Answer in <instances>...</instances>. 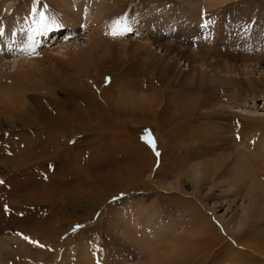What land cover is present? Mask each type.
Segmentation results:
<instances>
[{
  "label": "rangeland",
  "instance_id": "1",
  "mask_svg": "<svg viewBox=\"0 0 264 264\" xmlns=\"http://www.w3.org/2000/svg\"><path fill=\"white\" fill-rule=\"evenodd\" d=\"M49 1L0 0L2 32L29 6L50 33L0 75L59 52L0 104V264H264V0Z\"/></svg>",
  "mask_w": 264,
  "mask_h": 264
},
{
  "label": "bare ground",
  "instance_id": "2",
  "mask_svg": "<svg viewBox=\"0 0 264 264\" xmlns=\"http://www.w3.org/2000/svg\"><path fill=\"white\" fill-rule=\"evenodd\" d=\"M67 3H66V2ZM88 1V0H87ZM49 2H51L52 4L55 2V3H60V2H62L63 4L61 5L60 4V6H59V4L57 3L56 5L57 6H59V7H61L63 10H65V12H68L69 11V3H68V0H50ZM210 4L211 5H213L214 4V2H213V0H211L210 1ZM82 5H88L85 1H84V4L82 3V4H78V6H77V8L79 9ZM90 5H88V7H89ZM26 7V6H25ZM89 9V8H88ZM92 9V8H91ZM104 9V8H103ZM84 10V9H83ZM82 10V11H83ZM33 11V9H30L29 8V6H28V10L26 9L25 11L24 10H20V12L18 13V15H17V17L15 18L16 20H15V22H13V23H11V24H8V27H6V28H4V31L2 32V30H0V47H2V45H3V40H6V38H7V40H10L12 37H14V35H15V33H16V30H19V29H23V31L21 32L22 33V37L21 36H19L18 38L19 39H21V46H22V48H26L27 49V51H29L30 52V54L29 55H34L35 54V56H36V54H37V52L39 51V50H37V46L34 44V38L35 37H33V35L35 34V33H37L38 31H40V32H42V33H44V34H46L47 33V36L50 34L49 33V31H47V32H45L46 31V28L45 27H40V28H38V29H35L34 28V26L31 24L32 23V18L30 19L29 17H34L33 19L35 20V19H38V20H40V21H47L48 19H43V16H41V15H38L37 13H33L32 12ZM78 11H80V10H78ZM94 12V11H93ZM99 12H101L100 10H99ZM29 13V15H28V19H30V20H28L30 23H28V21L26 22L25 21V18H24V16H25V14H28ZM95 13V12H94ZM83 14H85V13H83ZM83 14H81L80 16H79V14H75V15H73L72 14V12H71V19H69V17H68V19H64V17L63 18H61L62 19V21L63 22H65L64 23V26H72L73 24H74V21H75V19L79 16V17H81ZM97 14V13H96ZM95 14V15H96ZM54 15V14H53ZM87 16H88V14H87ZM92 16V15H91ZM54 17V16H53ZM59 17V16H58ZM93 17V16H92ZM95 17V16H94ZM102 16H98L96 19H95V22L96 21H98V25H99V27H98V30H99V28L100 27H102L103 28V23L104 22H102V18H101ZM60 19V18H59ZM33 20V21H34ZM92 21V20H91ZM94 21V20H93ZM79 22V21H78ZM97 23V22H96ZM75 24H77V26L79 25L78 23H76L75 22ZM76 26V27H77ZM74 27V26H73ZM75 27V28H76ZM110 27V26H109ZM101 28V29H102ZM111 28V27H110ZM109 28V29H110ZM35 29V30H34ZM97 29V28H96ZM106 29H107V27H106ZM95 30V29H94ZM113 30V29H112ZM12 31H14V33H12ZM111 31V30H110ZM93 32V31H92ZM20 33V34H21ZM39 33V32H38ZM69 37L71 38V36L70 35H68V36H66L65 37V39H64V41L66 42L67 40H69ZM15 38V37H14ZM91 39H90V43H89V52H87V49H82V50H79L78 49V51L79 52H75V53H72L71 51L69 52V54L68 53H66V56H64V62H65V60H66V64H73L74 66H75V68L77 67V65H82L85 61H86V58L87 57H91V52L92 53H95V51L97 52L98 50H99V48H98V45H99V41L96 39L97 37L96 36H91L90 37ZM108 42H110L111 43V41H109V40H107ZM14 43V42H13ZM101 43V42H100ZM114 43V42H113ZM16 45V44H15ZM9 46V45H8ZM61 48V47H60ZM58 50V49H57ZM57 50H56V52H57ZM55 52V51H54ZM53 52V53H54ZM53 53H49L48 55L46 54L44 57H43V59L42 60H36V59H34V60H29L27 63L30 65V64H37L39 67L42 65V68L41 69H38V70H34V69H27L26 67H25V63L23 62L22 64H21V62L19 61H16V60H14L13 62H11L10 64L15 68V71L13 70L12 72V74H4V75H0V79H4L5 80V82H7L6 83V88L7 87H10L11 89H8V90H10V94H6V92H8V90L6 91V89L5 90H3V91H1L0 92V104H2L1 102H6V101H8V100H11L12 98H14L15 97V95H17L18 94V91L16 92V90H18V89H31V87L30 88H28L30 85H34V82H39L40 80H43V81H45V80H47V78H49L50 77V72H52L51 70V68H49V67H46V66H44V65H46V64H42V62L45 60L46 62H47V60H49V59H52L51 58V56H52V54ZM58 53L59 52H57V54H55L54 53V56L53 57H55L56 55H58ZM78 53V54H77ZM5 54V56H7L6 54L7 53H3V55ZM102 54V53H101ZM107 54L108 53H103V55L104 56H106L107 57ZM67 56H68V58H67ZM59 57H61V56H59ZM28 59V58H27ZM54 60H56V59H54ZM95 61H96V59H94ZM1 61V60H0ZM53 61V60H52ZM97 61H100L101 63H102V67L103 68H105L106 67V64L105 63H103V58L102 59H98ZM2 62V61H1ZM52 63V62H51ZM59 63V62H58ZM91 63V62H90ZM93 63V62H92ZM91 63V64H92ZM2 64V63H1ZM27 64V65H28ZM54 64V63H53ZM9 65V64H8ZM10 66V65H9ZM100 66V65H99ZM3 67H7V64H4V62H3ZM25 67V68H24ZM10 68V67H9ZM8 68V69H9ZM13 68V69H14ZM77 68H79V66L77 67ZM102 72V71H101ZM104 72V71H103ZM109 72V71H108ZM109 73H111V72H109ZM105 77H106V75L104 76V79H105ZM57 78V77H56ZM113 81L114 80H112V83L110 84V86H113L114 84H113ZM104 82V81H103ZM95 83V82H94ZM96 85V84H95ZM42 86V85H41ZM94 86V85H93ZM126 86V85H125ZM35 87V86H34ZM130 88V87H129ZM41 89V88H40ZM43 90H44V88H43ZM43 90H42V92H43ZM40 91V90H39ZM46 91V90H45ZM21 92V91H20ZM124 92V91H123ZM20 94V93H19ZM41 102V101H40ZM9 110V109H8ZM22 111V110H21ZM23 114V113H22ZM109 119V118H108ZM50 121V120H49ZM42 127H45V128H43L45 131H48V127H47V125L45 124V125H42ZM213 143V142H212ZM221 145V144H220ZM234 153V152H233ZM238 153H240V152H238ZM204 155V154H203ZM230 156V155H229ZM243 156H245L244 154H242V152H241V154H239V157L241 158V157H243ZM205 157V156H204ZM249 158V157H248ZM205 159V158H204ZM227 159H228V157H227ZM185 160V159H184ZM207 160V159H206ZM251 160V159H250ZM246 161H248L247 159H246ZM245 162V161H244ZM252 162V161H251ZM247 163V162H246ZM249 163V162H248ZM240 164V163H239ZM213 166L215 165L216 166V164H212ZM245 165V164H244ZM250 165V164H249ZM212 166V168L213 169H215L216 167L214 166L213 167ZM242 167V166H241ZM248 167V166H247ZM220 168V167H219ZM251 169V168H250ZM201 172L200 171V168H199V170H198V168H197V170H196V173L197 172ZM212 171V170H211ZM215 171V170H214ZM253 171V170H252ZM202 172H203V170H202ZM213 172V171H212ZM244 173H248V174H246V175H251L252 176V173H251V170H247V168L245 167V169H244V167L241 169V172L239 171V173H238V178L237 179H240L241 180V177L244 175ZM212 176V175H211ZM246 177V176H245ZM244 177V178H245ZM250 176H248V178H249ZM243 178V177H242ZM252 178V177H251ZM236 179V180H237ZM246 180V179H245ZM250 180L251 179H249V181L248 182H250ZM247 181V180H246ZM240 182V184H242L241 183V181H239ZM238 183V182H237ZM246 183V182H245ZM251 183H253V181H251ZM252 185V184H251ZM250 186V185H249ZM253 186V185H252ZM256 188V187H258V184H254V186H253V188ZM254 188V189H255ZM264 191V190H263ZM257 192V191H256ZM259 192V191H258ZM253 207V206H252ZM158 260V259H157ZM157 263V262H156Z\"/></svg>",
  "mask_w": 264,
  "mask_h": 264
},
{
  "label": "snow or ice",
  "instance_id": "3",
  "mask_svg": "<svg viewBox=\"0 0 264 264\" xmlns=\"http://www.w3.org/2000/svg\"><path fill=\"white\" fill-rule=\"evenodd\" d=\"M120 23H121V22H119V21H117V22L115 23V25H114V29H115V30L111 33L112 35L122 34L123 31H127V30H128L126 26L123 27V28H121V27H120ZM150 143H152V142L150 141ZM0 183H2V182H0ZM26 239H27V238H26Z\"/></svg>",
  "mask_w": 264,
  "mask_h": 264
}]
</instances>
